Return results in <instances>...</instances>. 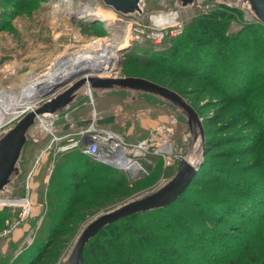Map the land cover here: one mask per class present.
Instances as JSON below:
<instances>
[{
  "label": "trees",
  "instance_id": "1",
  "mask_svg": "<svg viewBox=\"0 0 264 264\" xmlns=\"http://www.w3.org/2000/svg\"><path fill=\"white\" fill-rule=\"evenodd\" d=\"M215 4L210 15L194 20L183 35L172 40L168 51L156 55L171 63L141 62L147 67L153 64L154 77L162 76L161 79L126 75L173 90L195 110L205 132L204 146L200 140V153L204 151L202 168L186 192L171 205L105 226L87 243L83 264H264V149L249 168V164L243 165L237 159L256 154L264 139V83L261 82L264 80V36L259 35L264 33V23L261 20L243 22L237 36L229 35L227 29L233 20L243 21L244 10L224 2ZM186 49H194L196 53L191 55ZM228 49H232L231 57ZM181 55L187 59L175 66L173 61ZM133 60L138 58L128 56L125 65ZM257 63L262 65L255 74L260 67ZM176 77L188 84L195 83L194 94L219 96L216 104L209 105L215 107L212 116H205L207 106L196 105L187 98L189 92L176 85ZM106 89H113L115 94L134 102L170 109L177 114L178 124L179 120L189 124L190 114L162 93L129 84ZM96 92L93 89L94 95ZM84 99L79 97L61 114L73 113L72 108ZM209 101L212 100L209 98ZM231 101H239L241 105L232 110ZM223 117H226L224 121ZM109 128L121 131L115 123ZM134 133L125 139L131 142L143 139L148 130L136 129ZM29 142L28 138L21 152L19 173L5 188L4 196L24 195L25 180L36 160L25 162L24 152ZM33 146L38 148V143ZM215 148L227 150L215 152ZM149 159L152 167L148 175L132 177L78 150L57 154L46 192L43 188L40 194L43 209L34 221V228L41 218L42 221L33 243L17 257L13 254L16 247L7 255L0 252V264H57L82 223L93 213L128 202L161 176H174L176 168H164L159 157ZM239 162L243 166H236ZM19 211L1 207L0 229L7 219L16 218Z\"/></svg>",
  "mask_w": 264,
  "mask_h": 264
},
{
  "label": "rangeland",
  "instance_id": "2",
  "mask_svg": "<svg viewBox=\"0 0 264 264\" xmlns=\"http://www.w3.org/2000/svg\"><path fill=\"white\" fill-rule=\"evenodd\" d=\"M72 1V8L66 9V6L55 8L57 4L63 2V0H0L1 102H4L9 107L14 106L15 102L22 96V89L26 86L27 80L30 76L33 74L36 76H42L48 73L56 61H59L64 56H69L80 50L98 49L101 42H97L95 44L93 43V40L96 41L98 38L109 37L112 40L106 44H110V46L125 47L126 49V53L121 52L122 54L118 59L120 62L115 65L119 70L115 73L106 74V76L100 78H123L127 77V73H130L131 75L137 77L146 78L147 76H150L154 79L158 78L159 80L162 76L154 77L153 64L147 67L141 62L143 60H154L155 63H171L170 61L164 60V57L158 58L157 56L168 51L172 46V40L183 35L188 26L192 24L194 20L202 16L205 17L210 15L211 12L214 11L213 9L216 8V2L236 5L244 10L243 21L239 18L233 20V23H231L227 29L228 33H230L229 35L237 36L243 27V22L255 23V21H259L260 18L262 19L264 17V1L259 2V0H195L193 4L186 7H183L182 0H145L139 4V7L142 10L141 13H138V9L136 7H134L133 12L130 13L131 4L126 2H122V5L113 6L108 4L105 0ZM70 10H73V15L62 16V14ZM82 11L84 13H82ZM170 11L179 12L177 22L178 24H182L183 31L177 36L170 35L169 33L160 44L156 45L152 41L151 37L155 32H157V30L160 31L161 29L157 28L155 21L158 16H163V12L167 14ZM4 12L6 14H4ZM259 35L262 38L264 33H260ZM186 50H189L191 55L196 53V50L194 49ZM192 50L193 53H191ZM230 51H232V49H228L229 57H231ZM130 55L137 57L138 60H133L131 63L128 62L125 65L127 57ZM183 55L180 56L179 60L173 61L176 63L175 66L183 64V61L187 59V57ZM238 65H240V62ZM255 65L260 64L257 63ZM261 65L257 68L255 74L260 72ZM176 78L178 81L176 85H179L180 89L184 88L186 92H189L186 94L187 98L192 99L196 105L199 104L201 106H207L205 108V116H212L214 114L215 107L209 105L216 104L217 101H219V96H201L199 94H194L192 93V90L193 86L196 85L195 83L188 84L186 83V80H183L181 77ZM261 82L264 83V80H261ZM261 82L258 83V85L261 84ZM182 84H185V86H182ZM240 85V83H237V86ZM113 89L104 90L98 88L96 96L93 93V89L89 91L87 85L82 86L80 92H82V95L85 97V101L82 100V107L78 110L76 109L73 113L71 112L70 117L73 120L76 116L78 118L81 116L79 112H81V114L89 112L88 115L91 116L94 108L98 114L107 116H109L108 114L114 115L115 124L121 128V131L117 130L116 132L124 138L131 136V134H135L134 132L136 129L144 130L145 128L148 130L149 128H152L150 127L151 125L156 123V125H159L163 122L170 121L172 117H176V119H178L177 114L170 109L161 108L159 106L152 107L151 105L146 104V102H134L132 99H128L127 96L124 97L119 95V93L115 94L116 92H113ZM58 95L59 93L52 97ZM209 98L212 101H209ZM46 100L47 99L39 100V102L35 104V108L43 104ZM259 101L261 102L263 100ZM72 105L73 104L69 106L66 105L59 111L64 108L69 109ZM240 105L239 101L232 102L231 109L233 110ZM30 111H25L22 117H19L18 119L9 122L7 125L0 127V173L7 165L12 153L10 148L5 146V136L7 132ZM225 118L226 117H223L221 120L224 121ZM187 122H189L188 125L179 120L178 124L177 120L174 125L175 133L173 139L175 142L176 152L192 162H197L201 156V138L200 134L198 135L200 130L196 122L192 121L190 118ZM36 126L35 121L27 128V131H23V135L19 138L20 142H23L28 138L30 139L28 144L29 146L25 148L24 152L25 162L30 159L31 162H34L36 157H38V155L51 143V137L46 136L38 129V126ZM136 136H138V134ZM31 140H33L34 143H38V148L33 146L34 143H31ZM263 140L264 139H262L259 143L260 145L256 154H247L246 156L243 155V158H237L243 162V165L249 164L247 168L253 165L251 161L254 160V158H257L259 152L264 149ZM129 141L133 140L129 139ZM223 150L217 148L214 149L215 152ZM42 157L43 160H46V162L45 164L42 163L41 168L45 166L44 170H47V163H50L47 157L52 161L55 157L53 156V152H45ZM242 162L237 163L236 166H243ZM178 164L179 162H176L172 166L173 168H176L175 173L177 171ZM52 165L54 164H51L50 169H52ZM39 166L37 167V170L39 169ZM162 166L164 167L163 163ZM43 171H41V173ZM255 171H259V169H256ZM18 173L19 165L16 166L14 171L15 175ZM50 173L51 172H48L46 177H49ZM40 175H38V177ZM136 175L138 174L136 173ZM36 177L37 176L35 175L34 181H36ZM173 177L169 178L168 176H161L154 182H150L145 188L140 190L135 197L130 198L129 201L151 194L153 191H156L167 184ZM12 180H14V178ZM48 181L49 178L44 183V193L46 192ZM16 183L17 185L19 184L18 181ZM39 189L40 187L38 188V193ZM222 192L228 191L222 190ZM39 204V202H36V205ZM106 211L108 210H99L96 213H93V215L88 218L87 222L82 223L76 233V236L72 239L62 257L57 260V264L69 263L71 251L82 231L95 217ZM2 243L3 241H0V247Z\"/></svg>",
  "mask_w": 264,
  "mask_h": 264
},
{
  "label": "water",
  "instance_id": "3",
  "mask_svg": "<svg viewBox=\"0 0 264 264\" xmlns=\"http://www.w3.org/2000/svg\"><path fill=\"white\" fill-rule=\"evenodd\" d=\"M108 4L117 6L122 5V2L131 4V12L133 8L138 9V13H141L142 10L139 7V4L145 0H105ZM195 0H182L183 7H186L190 4H193ZM264 1V0H259ZM123 8V7H122ZM125 8V7H124ZM260 20L264 23V17ZM120 62V61H118ZM117 62V64H118ZM122 63V62H121ZM116 64V65H117ZM119 69L117 66L112 68H103V67H84L72 72L68 77L58 80L52 85L48 92L44 93L39 100L47 99L43 104L31 110L26 114L22 119H20L17 124L7 132L5 136V146L10 148L11 156L8 160L7 165L2 169L0 173V199L9 198L3 196L5 188L7 185L13 181L12 179L16 176L14 174L15 168L19 165V160L21 157V152L25 141L20 142L19 138L23 135V131H27V128L36 121L39 116L50 117L51 115H60L66 109L59 111L66 105L74 104L79 97L83 96L80 89L82 86L87 85L88 90L91 89H104L119 84H129V86L136 85L142 88H147L153 91H157L169 97L175 104L180 106L183 110L190 114V119L196 122L200 132L201 144L205 145V132L201 123V119L198 117L195 110L190 106L187 101L178 95L173 90L160 86L153 82L142 80L139 78L133 77H123V78H100L106 76L109 73H115ZM65 89V90H64ZM63 90V91H62ZM62 91V92H61ZM59 93L58 96L52 97ZM78 95V96H77ZM36 102V103H37ZM58 111V112H56ZM115 122V116H105L98 118L97 125L104 126L110 125ZM82 126L87 124V121L81 122ZM204 164V151L201 153L200 158L197 162H192L187 158H183L177 167V171L174 177L164 186L158 190L148 194L146 196L133 199L121 206L114 207L101 215L95 217L82 231L79 238L77 239L71 254L69 256V264H83V255L84 250L91 238H93L99 231H101L105 226L119 221L125 217L135 215L142 212H149L154 209L164 208L171 205L179 197H181L193 179L198 174L199 170ZM143 165L146 168H151V164L148 161L144 160ZM128 173L130 176H135L134 170H129Z\"/></svg>",
  "mask_w": 264,
  "mask_h": 264
},
{
  "label": "built area",
  "instance_id": "4",
  "mask_svg": "<svg viewBox=\"0 0 264 264\" xmlns=\"http://www.w3.org/2000/svg\"><path fill=\"white\" fill-rule=\"evenodd\" d=\"M171 12L173 11H170L169 13ZM176 13L179 14L178 11H176ZM182 31V24H178L177 22V25H174L172 28H162L160 31L157 30V32L152 35L151 39L153 42H155V40L160 41V44L169 33L170 35L177 36L181 34ZM79 107L80 106H76L72 108V111H75ZM24 113L25 111L5 123L3 126L22 117ZM101 117L103 116L98 114L94 108L92 110V115L87 120L81 121H87V124L77 128L73 127L76 123L70 117V113L68 112L55 116L51 115L50 117L39 116L36 119L38 129L46 136L51 137V143L36 158L34 166L26 178L24 195L22 197L0 199V208L8 206L20 210L16 218L7 219L5 221L4 227L0 229V241L5 237L10 236L16 228L28 221L32 216L34 207L32 183L34 181V176L36 175L37 167L42 162V156L45 152H53V156L56 158L57 154L78 150L83 155L91 157L98 163L125 172L134 170L135 175L136 173L148 175L150 168H146L143 165V161H148L152 167V162L149 159L150 156L161 158L165 168L172 167L176 162H180L185 158L176 152L173 139L175 133L174 125L177 122L176 117H172L168 122L154 126L149 130L145 138L135 142L127 141L123 136L111 130L109 125H97V120ZM54 159L52 161L53 164ZM41 221L42 219L37 223V226L31 230L28 237L20 245L15 252V257L20 255L33 243Z\"/></svg>",
  "mask_w": 264,
  "mask_h": 264
},
{
  "label": "bare ground",
  "instance_id": "5",
  "mask_svg": "<svg viewBox=\"0 0 264 264\" xmlns=\"http://www.w3.org/2000/svg\"><path fill=\"white\" fill-rule=\"evenodd\" d=\"M72 3V0H63V2L57 4L55 8L66 6V9H71ZM82 13L84 12L82 11ZM73 14V10H70L62 14V16H70ZM178 16L179 14L176 12L167 14L163 12V16H158L155 21L157 28H172L174 25H177ZM111 40L112 39L109 37L98 38L96 41L93 40L94 44L101 42V45H99L100 47L98 49L80 50L69 56H64L59 61H56L48 73L42 76H36L34 74L30 76L27 80L26 86L22 89V96L15 102L14 106L9 107L4 102L0 101V127H2L11 119L17 117L23 111L34 110L35 104L39 99L38 97L48 92L54 83H56L58 80H61L62 78L68 77L72 72L84 67H114L119 61L118 59L122 54L121 52L126 53V49L125 47L110 46V44H106ZM159 42L160 41L155 40L154 44L158 45Z\"/></svg>",
  "mask_w": 264,
  "mask_h": 264
},
{
  "label": "crops",
  "instance_id": "6",
  "mask_svg": "<svg viewBox=\"0 0 264 264\" xmlns=\"http://www.w3.org/2000/svg\"><path fill=\"white\" fill-rule=\"evenodd\" d=\"M83 104V103H82ZM82 104L81 105H78L80 106L78 109H80L82 107ZM77 109V110H78ZM75 112V111H74ZM89 113V112H88ZM88 113L86 114H81V112H79V114L81 116H79L77 118L74 119L76 125H74L73 127L74 128H77V127H80L82 126L81 124V121L83 120H87L90 116L88 115ZM106 115H104L103 117H105ZM110 116V115H109ZM168 122V121H166ZM115 123V122H114ZM164 123V122H163ZM157 124V123H156ZM156 124L154 125H151L150 127H154L156 126ZM111 125V124H110ZM68 129V128H67ZM150 128L148 129V132H149ZM46 160H42L41 163H44L45 164ZM49 162L52 164V160ZM50 163H47V170L45 169L44 170V167L41 168V165L39 166V169L36 171V181H33V202L35 204L34 206V211H33V215L31 219H29L28 221H26L25 223L21 224L18 228H16L13 233L8 236V237H5L3 238L1 241H3V243L1 244V247H0V252L3 254V255H7L9 253H12V248H15L16 247V250L15 252L18 250V248L20 247V245L24 242V240L28 237V235L30 234L31 230L34 228V221L37 220L41 214V209H42V206H41V198H40V194H41V191L43 190L44 188V183L48 180V178L50 177H46L48 172H52V169L54 168V165H52V169H50L51 167V164ZM44 170V171H43ZM41 171H43L41 173ZM41 173V175H40ZM45 174V175H44ZM38 175H40L38 177ZM44 175V177H43ZM25 186V184H24ZM40 187L39 189V193H38V188ZM36 202H39L40 204L39 205H36ZM38 206V207H37ZM39 209V210H38ZM42 219V218H41ZM40 219V220H41ZM24 238V240H23ZM15 252L13 253L15 255ZM13 255V257H14Z\"/></svg>",
  "mask_w": 264,
  "mask_h": 264
}]
</instances>
